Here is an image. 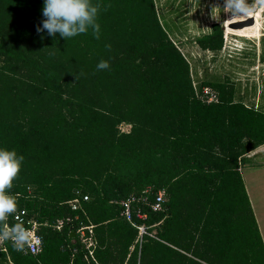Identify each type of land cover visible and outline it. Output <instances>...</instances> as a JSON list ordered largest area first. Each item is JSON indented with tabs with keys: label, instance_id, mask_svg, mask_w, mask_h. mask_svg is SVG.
Listing matches in <instances>:
<instances>
[{
	"label": "trees",
	"instance_id": "trees-1",
	"mask_svg": "<svg viewBox=\"0 0 264 264\" xmlns=\"http://www.w3.org/2000/svg\"><path fill=\"white\" fill-rule=\"evenodd\" d=\"M92 2L110 5L98 16L100 38L66 40L36 31L44 0H0V148L24 157L10 192L39 223L43 249L31 255L8 242L0 264H264L238 172L264 143V112L233 101L223 83H204L217 100L203 102L152 0ZM250 15L251 25L225 33L258 37ZM194 42L220 49L221 25ZM101 60L110 68L97 70ZM147 185L164 200L161 211L145 208L151 235L138 243L118 201ZM76 192L87 199L71 210ZM79 222L92 225L95 263L69 235Z\"/></svg>",
	"mask_w": 264,
	"mask_h": 264
},
{
	"label": "rangeland",
	"instance_id": "rangeland-1",
	"mask_svg": "<svg viewBox=\"0 0 264 264\" xmlns=\"http://www.w3.org/2000/svg\"><path fill=\"white\" fill-rule=\"evenodd\" d=\"M152 1L160 26L187 62L191 85L196 93L198 86L204 83H223L227 88L231 87L233 101L264 112V5L256 6V0H249L250 5L256 6L254 13H257L259 23V36L254 38L225 33L226 20H239L241 17H232L223 11L224 0ZM213 22L224 26L221 28L222 45L214 51L201 50L194 39L207 32ZM116 127L119 132L129 130V124L124 122H119ZM244 156L248 160L240 166L242 172H239L240 168L238 172L250 186V176L245 179L244 175L247 168L255 167L254 164L263 163L264 167V143ZM257 174L263 182H257L261 190L255 196L258 200L251 195L254 199L251 210L257 228L264 229V171L258 170Z\"/></svg>",
	"mask_w": 264,
	"mask_h": 264
},
{
	"label": "clouds",
	"instance_id": "clouds-1",
	"mask_svg": "<svg viewBox=\"0 0 264 264\" xmlns=\"http://www.w3.org/2000/svg\"><path fill=\"white\" fill-rule=\"evenodd\" d=\"M264 5V0H256V6ZM249 0H224L223 11L232 17L247 19L255 12V7ZM110 5L93 3L92 0H44L42 14L46 18L42 25H37L36 31L47 30L50 36L59 33L66 40L91 31L95 39L100 38L98 16L101 10H107ZM111 50V45L106 44ZM97 70H107L110 64L101 60L96 65ZM24 157L17 152L0 148V246L11 242L18 252L31 250L33 254L41 252L42 238L24 226L19 217L18 198L10 190L18 179L23 166ZM15 216L16 223L8 224L9 217Z\"/></svg>",
	"mask_w": 264,
	"mask_h": 264
},
{
	"label": "built area",
	"instance_id": "built-area-1",
	"mask_svg": "<svg viewBox=\"0 0 264 264\" xmlns=\"http://www.w3.org/2000/svg\"><path fill=\"white\" fill-rule=\"evenodd\" d=\"M196 95L206 103L216 102L217 100L216 91L206 85H201L197 90ZM76 194H78V192H76ZM80 198L81 200H86L87 196L78 194L74 198L66 201L71 210L80 209ZM163 200V189H154L152 186L147 185L144 186L138 193L129 194L118 201V205L120 207L118 215L136 229V240L138 243L140 242L142 234L146 233L148 235H151V233L146 232V225L144 223V220L146 219L145 208L152 212L161 211ZM18 214L20 219L23 220L24 226L33 231L37 237H40L37 233L39 223L33 217L29 216L24 208H19ZM134 219L139 220V222H135ZM14 223H16L15 216L9 217L8 224L11 225ZM63 223V219H55L51 226L55 230H59L62 227ZM73 233L74 235H76L79 243L82 244L85 249V253L83 255L84 259L91 260L95 263L92 255V250L95 245V241L92 235V225L90 223L83 224L79 222L78 225L73 229ZM3 246L1 247V249L4 251L5 249ZM25 252L31 255H35L31 250H26Z\"/></svg>",
	"mask_w": 264,
	"mask_h": 264
},
{
	"label": "crops",
	"instance_id": "crops-1",
	"mask_svg": "<svg viewBox=\"0 0 264 264\" xmlns=\"http://www.w3.org/2000/svg\"><path fill=\"white\" fill-rule=\"evenodd\" d=\"M255 165V167H253V168H247L246 169V172H245V175H244V177H245V179L248 177V176H250L248 179H249V182H250V186H249V184L247 185V181L246 180H244V178L243 177H241L242 179V182H243V186H244V189H245V192H246V195H247V198H248V201H249V203H250V207H252L253 206V200L255 199H257L258 200V198L257 197H255L256 196V194H258V193H260L259 191H261L259 188H258V183L257 182H259V184L261 183V182H263V178H260L259 176H258V170H261L262 169V171H264V167H262V165H263V163H259V164H254ZM239 172H242V168H240L239 169ZM245 182V183H244ZM260 186V185H259ZM251 191H252V193H251ZM251 195L253 196V198H251ZM252 208H254V206L252 207ZM259 229H260V237H261V240H262V243H263V245H264V238H263V235H264V229L263 228H261V227H259ZM258 229V230H259Z\"/></svg>",
	"mask_w": 264,
	"mask_h": 264
},
{
	"label": "water",
	"instance_id": "water-1",
	"mask_svg": "<svg viewBox=\"0 0 264 264\" xmlns=\"http://www.w3.org/2000/svg\"><path fill=\"white\" fill-rule=\"evenodd\" d=\"M252 23H253V17H248L247 19L230 21L227 24H225V27H228L231 29H237V28H241L243 26L251 25ZM221 28H224V26ZM69 235L73 236L74 233L71 231Z\"/></svg>",
	"mask_w": 264,
	"mask_h": 264
}]
</instances>
